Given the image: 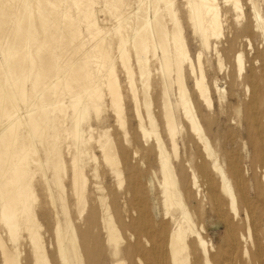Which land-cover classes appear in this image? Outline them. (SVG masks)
I'll use <instances>...</instances> for the list:
<instances>
[{"label":"bare ground","instance_id":"obj_1","mask_svg":"<svg viewBox=\"0 0 264 264\" xmlns=\"http://www.w3.org/2000/svg\"><path fill=\"white\" fill-rule=\"evenodd\" d=\"M83 1L71 0L70 2L76 5L77 9H81ZM124 1L104 0L106 6L111 7L110 11H114L113 15L116 18L114 21H117L114 28L112 27L116 34L115 40L108 41L106 32L104 33V30L96 27L97 23L95 24L94 20L90 19L94 14L87 16V28L91 30L94 28L96 31L94 32L96 37L94 40L95 50H93L95 52L93 53L104 57V59L85 56V60H81L82 64L78 69L73 70L71 67L72 70L65 69L62 75L58 73L57 78L47 87L56 99L63 94L69 95L70 98V106H64L60 110L64 113L62 116L65 120L69 116L66 114L67 110H71L73 121L71 134L75 150L68 165L62 157V151L57 142L62 136L68 137L67 130L60 131L59 129L62 128H57L51 131L52 124L56 121L54 122L53 116L51 117L53 111H48V109L51 110L53 107L47 108L49 104L42 103L39 108L34 99L28 98L24 88L28 76L31 74L29 68L33 67L30 66L35 61V53L32 52L34 48L32 50L31 44L38 42L42 37L41 43L39 45L36 43L38 46L35 44L37 48L34 46L39 54L41 51H45L46 47H50L53 42L61 41L57 34L58 24L51 19L53 11L59 13L60 7L58 4L50 3V10H52L41 12L40 24L45 32V35L41 36L34 22V13L32 14L29 10L28 0H0V18L6 19L9 11L7 12L5 7H9L11 11L15 12L17 20L16 24L14 23L13 31L15 43L12 49L6 51L8 52L7 59L17 58L20 54L22 56L21 59L15 61L14 65L10 64L11 66L5 68L6 65L8 66L6 64L5 71L2 72L4 77L10 76L15 80L14 85L6 87L7 84L4 85L0 82V197L2 202L1 217L6 223V229L12 234L13 241H17V232L21 227L25 226L30 231L36 264H96L100 258L103 260L109 258L116 264H125L126 262L129 264H264V126L262 125L264 109H259L260 103H264V68L262 67L263 70L260 68V61H254L250 67V73H248L242 55L236 56V79L230 81L232 85L238 84L239 80L243 81L240 89L242 101L239 100V105L229 104L233 115L227 122L238 130H231L236 133L231 132L232 134H230L229 128L231 127H229V134L225 135L226 140L223 141L224 146L218 148L217 134L213 130V119L208 120L202 114H198V109L196 111L193 101L188 97L185 80L191 78L195 83L199 98L214 114L212 92L207 82L208 74H205L206 72L201 68L202 53L198 55L197 59L200 66L198 71L186 47L176 11L169 9L173 0H159L165 3L167 11L163 10L167 12L166 14L161 15L156 12L155 16L150 19L147 15L149 14L148 10V13L145 12L148 17L145 14H140L141 20H136L135 24L132 23L134 26H130V28L127 26L130 25L132 14L124 12L117 14L118 9L124 5ZM147 1L149 0H136L139 11L146 10L144 7ZM186 1L187 16L191 27L195 33L200 35L202 45L209 47L212 37L222 36V22L220 12L215 6V0ZM232 1L235 9L241 10L240 0ZM40 2L37 3L38 6H41ZM65 12L68 14L67 11ZM166 17L172 19L173 28L169 27L168 20H165ZM252 20H254L255 27L260 28L264 33V28L260 26L261 17L259 14L255 13ZM3 21L5 20H0V25ZM73 23L72 20L70 30L72 34H75L77 29ZM70 24L68 25L70 26ZM13 27L14 25L12 30ZM6 34L8 33L6 32ZM6 49L8 48L6 47ZM213 49L220 58L218 45H214ZM116 53L123 59L122 67L126 72L130 91L133 93L132 100L138 132L147 138L155 133L157 128L163 126L166 129L172 155L168 153L165 141L158 134H156L154 151L144 149V152L147 153L145 155L137 149L138 143L134 146L135 139L132 141L127 135L123 140V143L128 146L125 147L121 146V142L117 145L115 140L108 135L109 133L105 132L102 139L96 142V148L102 152L104 160L113 165L112 173L116 177V188L123 190V193L120 197L117 193L108 196L104 194L106 191L103 186L94 184L92 190L97 189L101 193L99 196H94L92 192V195L89 194L91 191L89 180L85 175V166L82 160L83 155L86 154L82 149L84 141L82 118L86 111L85 101L88 99L99 112L100 102L105 96L101 88L106 86L104 89L107 88V93L111 98L109 108L113 113H116L121 122H125L124 95L116 73V65L111 60ZM132 54L136 55L135 65L138 66V71L141 74L140 80L136 79V70L131 61ZM150 54L156 67L158 65L156 71L160 72L158 75L162 80L161 85L165 94L161 107H155L148 102L149 94L146 93L143 96L139 90L138 83L141 84V87H147L151 80ZM105 59H108L109 62L106 63ZM219 60L220 69H222L221 59ZM92 62L98 64L97 75L92 74L90 70ZM108 63L110 67L106 69ZM258 72L260 73L258 74ZM157 77L156 75L155 79ZM40 78L41 74L39 73L35 77L33 88H38ZM30 79L32 81L34 78ZM5 80L7 79L5 78ZM168 83L178 86V116L167 97ZM39 88L38 90H41ZM226 94L224 91L220 94V101L225 98ZM21 102L29 104L32 108L28 123L22 117L23 113L21 114L19 107ZM179 118L183 121L180 122ZM60 119L62 118L60 117ZM25 126L29 128L26 139L30 142L35 137L48 141V149L45 151L47 160L50 161L51 164H49L52 167L51 181L59 196V202L61 201L62 213L66 216L67 227L65 230L61 229L59 223L53 229L56 238V255L51 257L44 249L39 234L40 226L37 225L34 216L33 186L25 184L31 172L29 166L36 161L35 156L38 154L37 148L22 137ZM57 126L59 125L57 124ZM240 129H243L244 137L235 136ZM191 133L201 144L204 153L203 157L198 153L196 161L191 157L192 154L187 148L183 154L179 153V136ZM116 138L118 137L116 136ZM183 143L188 146L186 138ZM144 145L146 147L145 143L139 147L142 148ZM70 147L72 148V146L68 148ZM152 155L157 164V170L151 167ZM68 166L71 167L72 176L69 177L68 183H64L62 177L68 174ZM38 167L43 166L38 165ZM157 171L161 179L157 183L159 185L155 186L150 180L151 178L145 183L143 174L147 173L152 177ZM8 173L9 177H6L4 182L3 179ZM34 174H36L35 171ZM46 183L49 185V180ZM157 189H161L168 212L172 206L182 209L183 218L180 221H176L174 214L173 217L168 215L164 217L169 221H175L176 227L171 231L166 230L167 222L160 224L162 222L158 219L159 198L152 201L155 195L157 197V192L155 193ZM205 190L210 196L213 207L222 213L225 237L228 238L226 249H221V245L217 246L210 237L209 229L205 228L203 221L207 218V212L204 213L201 209L204 220L201 219L198 224L199 221L197 222L192 217L191 210L184 203L185 197L194 198L196 200H192L193 205L196 206L197 201L198 206L202 205L206 209L209 201L204 197ZM140 197L144 199V204L146 201L149 206L131 209L129 204ZM120 199L123 201L126 212H122L117 207L120 205ZM70 201L77 212L74 222L68 218L70 208L67 205ZM53 204L55 205V201L52 202ZM225 206L228 208L227 215L223 211ZM54 214L58 215V213ZM21 219H23L22 222ZM0 250L4 264H22L19 247L15 245L8 248L1 236ZM107 256L108 258H106Z\"/></svg>","mask_w":264,"mask_h":264},{"label":"rangeland","instance_id":"obj_2","mask_svg":"<svg viewBox=\"0 0 264 264\" xmlns=\"http://www.w3.org/2000/svg\"><path fill=\"white\" fill-rule=\"evenodd\" d=\"M39 1H41L40 2L41 6H38L37 4ZM60 1L61 0H28L29 10L32 14L34 13L33 14L34 22L41 36L45 35V32L40 24L41 23V19H40L41 12L51 11L52 9L50 10L51 8L50 3L59 5L60 7L59 13L53 11L51 19L54 20L58 24L57 27L59 29H57V32H58L57 34L60 36L61 41L59 43L53 42V44L50 47H46L44 49L45 51H41L39 54L36 52L37 51L36 48L41 43L40 40L42 37L40 38L38 42L31 44L32 50L34 48L32 52L35 53L34 55L35 61H34V64H32L30 67L33 66L34 68L33 67H32L33 69L29 68L31 71V74L28 76V81L25 83L24 88H25L28 98L34 99L35 104H37L39 108L42 105V103H46V105L49 104L47 105V108L50 106L53 107V108L50 107L51 110L48 109V111H53V113L51 114V117L53 116L52 118L54 122L56 121L57 123L55 122L56 124L55 123L52 124L51 131H54L57 128H62L59 130L60 131L67 130L68 134L71 135L70 136L67 134L68 136L67 138L66 136L65 137L62 136L57 141L59 144L60 150L62 151V157L69 165L72 159V155L75 150V146L73 145L74 141L72 140L73 137L71 134L72 127H73V121L71 119V110H67L66 114L69 115V116L67 115L68 117H66L68 119V120L66 119L67 121L63 117L64 113L60 112V110L64 106H70V98H69V95L63 94L62 96L56 99V97L54 95H51V92H49L51 90L49 89L48 91L47 87L51 82H53L57 78L59 74L62 75L65 69H69V70H72V68L73 70L78 69L82 64L80 63L81 60L84 59L85 56H87V58H90L93 56L97 58L100 57L98 54L96 55L93 53L95 52L93 50H95L94 40L96 36L94 35V32L96 31L94 28H92V30L87 28L88 21L86 19L88 15L92 16V14H94L93 15L94 19L92 17H90V19L94 20L95 24L96 23L98 24V25L96 24V27L97 26L99 27V28L97 27L98 29L102 31L104 30V33L106 32L109 38L108 41H110L111 39L112 40L116 39V36H115L116 34L114 33L115 31L113 28L117 24V21H114L116 20L115 15H113L114 11L112 12L110 11L111 7H108V5L106 6V3H104V0H84L83 7L81 9H77L78 7L72 4L70 2L71 0H67V1L62 0L61 2ZM125 1L123 2L124 5L120 9H118L117 14H119L120 12L132 14L130 18V25L127 26L129 28L130 26L131 27L134 26L133 24H135L136 20H141L140 14H145V12L148 13V10H149V14L147 15H149L150 19H152L155 16L156 12L161 15H164L167 13L165 12L167 11L165 10L166 9L165 8L166 6L164 5L165 3L164 2L162 3V1H159V0L147 1L144 7V9L146 10H142L143 12H141V10L139 11L138 6L136 5V0H125ZM186 2H187L186 0H173L172 2L173 4L169 6V9L171 8L170 10L176 11L177 19L179 20L181 29L183 31V37L185 40L186 47L198 71L200 69V66H199L197 59H198V55L202 53L201 68L203 69L204 72H206L205 74H208L207 82L212 92L214 114L210 112V110L204 105L202 100L199 98V94L196 90L193 79L186 77L187 79L185 80V83L188 89V97L193 101L194 103L193 106L196 109V111L198 109L197 111L198 114H202L203 117H205V119H208V120L213 119L214 121L213 130L217 134L216 136L217 137L216 141L218 142L217 146L218 148H221V146H224L223 141L226 140L225 135L227 136V134H229V131H230V134L236 133V132H232L231 130L233 131L238 130L236 129L234 125H231L229 122H227V120L230 119V116L233 115L229 104L232 103V105H239V102L242 101V97H241L242 92L240 91V89H241V85L243 84V81L239 80L238 84L236 85H232L230 81V80L236 79V73H237L236 56H238V54L242 55V60H243V63L247 66L248 73H250L249 72L250 67L254 61H260V68L261 69L262 67L264 68V33L262 32L260 28L258 29L257 27H255L254 20H252L255 13L259 14V16L261 17L260 26L264 28V0H240L241 10L235 9L234 7L235 5L232 0H215V6L218 8L220 12L219 14H220L221 22H222V36H220L219 38L212 37L210 39L209 47L207 46L204 47L202 45V39L200 35L195 33L193 28L191 27L190 20L188 19V16H187L188 8L186 6ZM63 9L64 10L66 9L65 11L67 12L70 10L71 13L68 12V14L70 13L69 14L70 16ZM5 10H7V12L9 11L8 12L9 14L7 15L6 19L0 18V20H5L3 21L4 23L2 22L0 25V70H1L0 71V82L4 85L7 84L6 87L8 85L12 87L14 85L15 80L10 76L4 77L2 72L5 71L6 67L8 68L9 66L14 65L15 61L21 59L22 56L20 54L19 56H17V58H12L14 62L12 59L11 60L7 59L6 54L8 52L6 51H9L10 49H12L14 46L13 44L15 43L13 31L15 29V24L17 20H16V14L13 10L11 11L9 7H5ZM12 15H14L15 17ZM63 15H66V16H63ZM72 20L74 21L76 25V29H77L76 31L77 33L75 34H72L71 33L72 31L70 30L71 29L70 23H72ZM95 20L97 21L95 22ZM165 20H168L169 27L173 28L174 25L172 24L174 23H172L173 22L172 19L170 17H166ZM8 22L11 24H9ZM68 24H70V26ZM13 25L14 27L12 30ZM100 26L101 27L103 26L102 29ZM108 27H110L109 30H108ZM6 32L8 34H6ZM7 39H8V42H6ZM35 44L37 46H35ZM214 45H218V51L220 50L219 52L221 55L220 58L217 56V54L215 53L213 49ZM6 47L8 49H6ZM159 54L161 53L159 52ZM100 58L104 59V57L102 56ZM151 58H152V55L150 54L149 59H150V70H151L150 78L151 80L147 87H141V84L138 83L139 90L143 96L146 93L149 94L148 102H150L155 107L156 106L161 107L165 94H164V91L161 85L162 80L159 77L160 75H158V73L160 72L156 71L158 65L156 67L154 60ZM219 59H221V63L223 66L222 69H220L221 67H220ZM7 60L9 61V63ZM111 60L116 65V73H117V76L119 77L120 86L122 88V93L124 95V103L126 105L125 122H121L118 119V116L116 115V113H113V111H111V109L109 108L111 98H110V95H108L107 93V88L104 89L106 86H102L101 89L103 90L101 91L104 92L105 96L101 100L102 102H100L99 112H97V110L94 108L92 102L89 99L85 101L86 111L82 118V132H83V139H84L82 143L83 145L82 149L86 152V154L83 155L82 160H83V165L85 166L84 167L85 175L87 179L89 180V189L91 190L89 194L92 195L93 193L94 196L101 195V193H99L97 189H94V191L92 190V187L94 184L96 185L100 184L101 186H103V188L106 191L104 193L105 195L107 194L108 196H111L112 194L117 193L119 194L118 196L120 197L121 194L123 193V190H117L116 188V177L112 173L113 165L109 163L107 160H104V158L102 157L103 156L102 152H100L96 148V142L102 139L105 132L109 133L108 135L112 137L113 140H115V143H117V145H119V142H121V146H125V147H128V146H126L125 143H123L124 142L123 140L126 138L127 135H128L127 137L131 139L132 141L133 139H135L134 146L137 145L138 143L137 149L141 150L142 151L141 154H145V155L147 153L144 152V149H147V150L152 149L151 151H154V143L156 139V134H158L165 141L166 147L168 149V153L172 155V152L170 150L169 142L167 139L166 129L163 126H160L159 128H157V131L155 133H152V135L147 138H144L143 135L140 132H138L137 120L135 119L136 115L134 113V103L132 100L133 93L130 91V88H129L130 85L127 80V75H126V72H124L125 70L122 67L123 59L119 54L116 53V55ZM105 61L106 63L109 62L108 59H105ZM131 61L134 64V67L136 70V79L140 80V78L142 77H141L140 72L138 71V66L135 65L136 55H133V54L131 55ZM93 62H96V61H93ZM93 62L90 63V70L92 74H96L98 73V69H96L98 68L97 66L98 64H95V63L93 64ZM6 64H8V66ZM109 67H110L109 63L106 64V69ZM103 68L105 69V67ZM36 73L41 74V78L38 82L39 86L37 85L38 88L40 87L39 89L41 90H38V88L36 89L33 88L34 87L33 83H35V77L37 75ZM259 73L260 72H258V74ZM156 75L158 77L155 79ZM32 77L34 79L31 81L30 78ZM5 78L7 80H5ZM166 88H167L166 89L167 97L169 101L171 102L172 107L175 108L176 115L178 116L179 115V111L177 108L178 86L176 84L169 85L168 83ZM223 91L227 94L225 95V98L222 101H220V94H222ZM41 93L43 94L41 95ZM60 102H63V103L61 104ZM55 104L56 106H53ZM60 104L63 106H61ZM19 107L21 110V114L23 113L22 114L23 119L26 121V123H28L29 118H30L29 116L31 115V109H32L31 106L27 103L21 102ZM259 109L261 110L264 109L263 102L260 103ZM217 112H218V115H216ZM60 117L62 119H60ZM179 121L182 122L183 120L179 118ZM57 124L59 126H57ZM262 125L264 126V119H263ZM26 127L27 126H25L23 129L25 133L23 132V135H22L25 141L27 140L26 137L28 136L27 134L29 131V128L28 127L26 128ZM228 128H229V131H228ZM237 135L244 137L243 129H240V131H238V133L235 136ZM116 136L118 138H116ZM38 138L39 137H35L32 142H30L29 140L26 141V142L29 141L28 143H32L37 148L38 154L35 156L36 161L32 162L29 166V170L31 169L30 170L31 172L29 171L30 175L32 174V172L33 174L31 175V177H29L30 175L28 176L29 178L27 177L25 184H30L33 186L34 197L35 199L37 198L36 200L34 199L32 202L34 216L36 218L37 225L40 226L39 234L41 235V240H42L44 249L51 257L53 255H56V238L54 236L53 229H55L57 223H59L61 229L65 230V228L67 227V224H65L66 216L63 215L62 210H61V206H60L61 201L59 202V196L56 192V189L54 188L55 186H53L54 183L51 181L52 174H53L52 167L50 165L51 164L50 161L47 160V157H46L47 152L45 151L48 149V144H47L48 141L47 140L43 141L41 138L39 139ZM184 138H186V140L188 141V146L184 145L183 143ZM142 143L143 144L145 143L146 147L144 145L142 148H140L139 146L142 145ZM69 146H72V148L71 147L68 148ZM186 148L190 151V154H192L191 157L194 159V161L197 160L196 158L198 156L197 155L198 153L201 154L200 155L201 157L204 156V153L202 152L201 144L198 142V140L195 138L194 134L192 133L188 135L183 134L179 136V153L183 154ZM151 158H152L150 159L151 167L157 170L158 167H157L156 162L154 161V156L152 155ZM37 159L39 162L37 161ZM207 163L209 164L208 166H210L209 161H207ZM38 165L39 166L42 165L43 167H38ZM34 171L36 174L37 173L38 174L37 175L34 174ZM42 171H45L46 173L45 172L43 173ZM145 174L147 173L143 174V180H145V183H147V180L151 178L150 180L153 181V184H155V186L159 185L157 183H159L161 179H160L158 171L155 174H153L154 176L152 175V177L149 174H147L149 176L146 175L147 176L146 177ZM32 176H33V179H32ZM71 176H72V170H71V167L68 166V174L62 177L64 183H68L70 181L69 177ZM6 177H9V173L4 177L3 179L4 182H5ZM154 179L157 181H155ZM47 180H49V185L46 183ZM156 192H157V197L155 195L152 201H154L156 198H159V211L160 212L158 213V219L159 221L162 222L160 224H163V222H167L168 224L166 226V230L171 231L176 227V223L175 221L173 220L169 221V219H165L164 217H166L167 215L173 217V214H174L175 215L174 218L176 219V221H180L183 218L182 209H179L178 206H172L168 212V209L166 208L164 204L165 198L161 194V189H157L155 193ZM204 197L209 201V204L206 209H204L202 205L198 206L197 201H196V206L193 205L192 200L194 201L196 200L194 198L190 199L188 197H185L186 201L184 203L191 210L190 213L192 214V217L197 222L199 221L198 224H200L201 219L204 220L202 216L204 214L201 212V209L204 211V213L207 212V218L203 221V223L205 222L204 223L205 228L209 229L210 235H211L210 237H212L215 244L217 246L221 245L222 246L221 249H226L227 244H228V238L225 237L224 223L221 218L222 213L218 212L216 208L213 207L214 205L211 204L210 196L206 190H205ZM6 201L8 202V200ZM54 201H55V205L54 204L52 205V202ZM119 202H120V205L117 207L121 209L122 212H126L123 206V201L120 199ZM1 203L2 202H1V197H0V236L3 238L4 244L8 248H12L15 245L19 247L20 252H21L22 264H36L34 244L31 240L30 231L25 226L21 227L17 232V241H13L12 234L8 231V229H6L7 228L6 223L4 219L1 217V211H2ZM146 205L149 206L148 202L146 201L144 204V199L142 197L136 199L135 201H132V203L129 204L131 209L135 207H140V206L143 207ZM67 207L70 208L68 218L74 222L76 218V214H77L76 208L73 206V203L71 201L67 205ZM118 208H117V211H118ZM223 211L225 215L228 214L227 213L228 208L226 206L224 207ZM54 213H58V215L57 214L55 215ZM22 221L23 219H21V222ZM106 258H108V256ZM0 264H4L2 260L1 250H0ZM96 264H116V263H114V261L109 258L108 260L107 259L103 260L100 258L99 260H97ZM125 264H129V262H126Z\"/></svg>","mask_w":264,"mask_h":264}]
</instances>
